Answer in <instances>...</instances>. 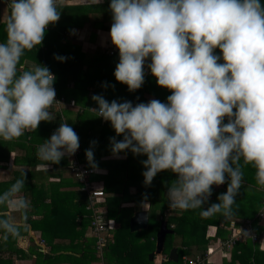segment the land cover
Wrapping results in <instances>:
<instances>
[{"label":"clouds","instance_id":"9594fccd","mask_svg":"<svg viewBox=\"0 0 264 264\" xmlns=\"http://www.w3.org/2000/svg\"><path fill=\"white\" fill-rule=\"evenodd\" d=\"M62 4L63 0H10L7 40L0 43V138L4 140L18 139L37 130L41 121L55 119L49 111L56 101L55 75L41 65L17 75V66L25 50L42 44L48 25L60 20ZM110 9V36L120 56L116 80L129 91L141 88L145 59L150 56L148 67L157 83L172 90L168 103L152 99L135 106L131 101L109 103L101 95L92 96L99 105L93 108L95 115L110 121L117 135L123 134L122 141L110 138L113 155L128 149L146 154L142 161L146 186L161 171L176 173L178 178L167 192L171 210L202 208L212 186L225 184L227 174V191L201 215H232L244 183L241 158L255 167L257 184L264 187V4L261 0H111ZM216 48L222 51L223 63L214 54ZM96 143L92 141L93 146ZM79 147V136L64 121L38 147L37 156L59 164ZM86 157L93 170L98 169L91 148ZM69 164L75 166L74 161ZM26 175L0 194V209L26 214L28 201L17 197ZM0 230L7 241L10 235H19L20 226L0 210Z\"/></svg>","mask_w":264,"mask_h":264},{"label":"trees","instance_id":"16d2710c","mask_svg":"<svg viewBox=\"0 0 264 264\" xmlns=\"http://www.w3.org/2000/svg\"><path fill=\"white\" fill-rule=\"evenodd\" d=\"M110 3L111 0H101L100 3H72V0H63V4L58 5V11H61L60 20L48 25L42 44L35 46L31 51L25 50L17 66V75L34 68L29 62L48 67L55 75L53 87L56 96L65 97L66 102L60 104L59 108L52 106L49 111L55 119L41 121L37 130L26 131L18 139L11 141L0 139V160L5 164L11 155L10 146H18L22 149L26 158L38 159L15 162L17 167L13 169L12 174L0 179V194H2L17 179L24 178L23 174L26 172L25 185L17 197L25 198L29 204L26 214L19 212L20 221L24 222L22 225L18 224L19 235L16 237L10 235L8 240L4 241L3 230H0V264H24L17 263L16 257L34 259L33 264H93L102 260L105 264H155V258L150 259V253L156 248L157 231L161 221L165 219L169 224H174V231L166 235L164 254H169L177 245L179 258L174 261L168 257L162 264H185L184 256H197L190 254L196 253L192 251V245L201 248L202 253L205 254L209 246L218 243L219 237L225 238L222 237L223 227L231 224L235 218L238 219L237 224H242L247 218H255L254 229L260 234L264 231V220L259 224L262 219L260 216L256 217L264 206V187L257 184L255 167L245 165L243 158L240 160V165L244 172V183L235 198L233 214L230 216L221 213L208 217L201 215L204 208L212 203H219L218 196L227 191L230 182L227 174L225 184L220 187L212 186V195L202 208L176 213V210L172 211L168 206L167 193H160L161 181L166 177L163 171L159 172L158 178L153 179L150 185L152 187L149 188L152 190L151 193L147 192L148 186L144 183V176L135 182L133 178H119L111 176L109 172L107 174L94 172L88 179L92 187L100 188L104 192L102 198L98 200L97 197L91 199L88 191L80 189L82 182L70 173V156L63 157L59 164L52 163V168L44 170L37 168V164L44 163L37 156L38 147L42 141L49 139L64 121L79 136L80 160L91 167L89 162H86V148H90V144L95 140L94 136L88 134V130L94 127L95 122L91 118L88 120V117L92 116L93 119L95 115L90 112L89 106L96 105L97 109L99 107L92 99L93 95H101L109 103L113 100L119 103L131 101L135 106L150 102L147 92L156 90L158 93L163 91L167 93L168 89L160 86L157 77L151 73L150 68L146 67H144V83L135 91H129L126 84L117 81L114 75L120 61L117 46L114 54L107 53L101 48L94 52L83 50L82 41L77 40L76 32L73 34L72 30L83 28L86 24H89V27L110 30L113 23ZM261 3L264 4V0H261ZM10 14L11 9L7 19L3 21L0 18V43H5L7 40L6 24ZM87 38L95 40V32L91 31ZM214 54L221 57L220 63L224 62L219 48L214 50ZM57 55L67 59L57 60L55 58ZM146 59L152 62L150 56ZM154 99L162 103L168 102L162 95H157ZM71 102L74 104L71 105ZM77 104L84 107L73 112L71 106ZM67 111L70 114L66 117ZM227 122L228 118L225 117L224 123ZM101 127L104 128V134L108 130L117 141L123 140V134L117 135L110 121H105ZM102 145L105 143L102 142ZM106 145H108L106 148L111 147V142ZM109 152L112 154L111 148ZM146 159L147 157L144 160ZM173 177L170 178L169 186L178 175L174 173ZM155 183L160 185V191L156 193L153 189V186H157ZM131 185L136 187L130 188ZM144 200L149 201L148 208H138V210L149 211L148 226L139 231H131L130 219L135 206L138 203L140 205ZM0 210L7 211V209ZM95 213L103 218L107 227L105 232L107 241L101 247L91 226ZM30 228L40 231L45 243L50 245L48 250H42L33 237L28 249L17 246L18 237L27 235ZM209 228L214 230L209 231ZM175 236L180 239L179 244L175 242ZM257 244L258 241L253 242L248 237L238 240L233 249V259H239V264L253 262L264 264V251ZM205 264L209 263L206 261Z\"/></svg>","mask_w":264,"mask_h":264},{"label":"crops","instance_id":"0c3cea01","mask_svg":"<svg viewBox=\"0 0 264 264\" xmlns=\"http://www.w3.org/2000/svg\"><path fill=\"white\" fill-rule=\"evenodd\" d=\"M88 3V2H94V0H75L72 1V3ZM10 0H0V18L1 20H5L8 17V14L10 12ZM89 25V24H88ZM87 24L83 27V28H79L76 29L75 32H79L80 36L78 35V39L82 41L83 44V50L85 51H90V52H94L95 50L101 48L102 50H105L106 48H110V47H116L111 40V36H110V30H102L100 28H93V27H89ZM93 31L95 32V40H90L89 38H87V35L90 34V32ZM81 37V38H80ZM86 44L88 45V47L86 46ZM27 63V62H26ZM29 64L32 67H36L37 65L35 63H30ZM167 92L172 93V90L168 89ZM146 94L149 97V100L151 101L152 99H154L157 95H162L164 97V100L167 102V95H165V91H163L162 93H158L156 92V90H152L149 92H147ZM90 103V102H89ZM168 103V102H167ZM76 106V107H75ZM72 106V110L75 109V111L77 112V110H81L84 106L80 105H75ZM89 106V105H88ZM75 107V108H74ZM87 107V105L85 106ZM80 108V109H79ZM93 108L97 109V106H89V110H91L90 112H92L95 115V112L93 111ZM91 118V120H94L93 122H99V125H96L93 128H90L88 130V134H91L92 136L95 137V140L97 143L95 144V146L91 145V149L94 152V160L98 165V169H96L98 171V174H107L109 172V174L112 176H117L119 178H123V177H129V178H133L135 182H138V179L141 178V176L143 177V172L145 171V166H142L143 163L142 161L147 157L146 154H141V155H136L134 153H132V151L130 149L122 151L119 153V156H114L113 153L111 154V152H109V149L111 147L106 148L107 143H110V138L112 137L111 134L109 133V131L107 130V132H105V134L103 133L104 128L101 127V125H104L105 120L102 117L99 116H92L88 117V120ZM103 119V120H101ZM54 133V132H53ZM1 139V138H0ZM102 142L105 143V145H102ZM45 143V141L41 142V145ZM105 146V147H104ZM9 148L11 151V155L8 157V160H6V164L7 166H5V162L0 160V179L1 178H7V176L11 175L13 169H15L17 166L15 165V162H21V161H36L38 160L37 158H26V156H24L22 149H20L18 146L13 147L10 146ZM90 148H86L90 149ZM107 153H106V152ZM126 152V155H125ZM41 160V159H40ZM42 161V160H41ZM44 163H40L37 164V168L39 169H47V168H52V162H47L46 161H42ZM86 162H88L87 158H86ZM5 164V165H4ZM162 172V171H161ZM165 174V178L168 180V183L166 185V179L164 178V180H162L161 182V186L158 184V190L155 189L154 193L159 192L161 187V191L160 193H167L168 192V188L170 187V178H174V172H172L171 170H164L163 171ZM70 173H72L70 171ZM73 174V173H72ZM74 175V174H73ZM159 173L155 176L156 178H158ZM75 176V175H74ZM73 176V177H74ZM154 177V178H155ZM155 178V179H156ZM75 179H77V177L75 176ZM139 185V184H136ZM140 186V185H139ZM222 185H219L217 187H220ZM135 188V185H131L130 188ZM133 188V189H134ZM145 188V187H144ZM81 189V188H80ZM148 193H151L152 190L148 189L147 190ZM147 195V193H146ZM148 200H144L140 205L139 203L135 206V210L133 211V215L134 213L138 210V208H142V209H146L148 208ZM175 211V210H172ZM7 212L9 213V215L11 216L12 220L17 223V224H24V222L20 221V215L19 212L15 211L14 209H7ZM180 212V210H176V213ZM132 215V216H133ZM264 220V217L262 218L261 221H259V224H261ZM237 224L236 222H238V219L235 218L232 220L231 224H228L229 226H231L233 224ZM222 224V223H221ZM233 224V225H234ZM239 225V224H237ZM253 226L255 227V222L253 224ZM30 227V226H29ZM224 228V232L222 237L224 236L225 238L229 237L232 230L231 227H223ZM214 230L209 228V231ZM29 233L31 234V237L34 238L35 242L41 247V249L43 250H48L49 249V244L48 243H44V244H39L38 243V239H43L41 236V233L39 230H34V229H29ZM263 236H261L260 241H258L259 246H261L260 248L262 249V247H264V231H263ZM22 236L25 235H21L18 238H22ZM221 237H219L218 239H220ZM247 239V237H245ZM217 239V240H218ZM22 241H26V238L21 239ZM28 245L31 244V238H30V242H27ZM210 243V242H208ZM213 246H209V247H213V252H211V254L209 255V260L210 263L209 264H231L232 262H234L235 264H239V259H233L234 254H233V250H231L230 252H226L223 249H220L218 243H213ZM177 247V245L175 246ZM195 246H192V248H194ZM209 247L207 250H205V252H207L209 250ZM195 248L199 249L198 251L196 250V255L201 254L203 251L201 248H198V246H196ZM207 248V247H206ZM205 248V249H206ZM195 250V249H194ZM192 250V251H194ZM178 251V249H177ZM168 254V253H167ZM165 254V255H167ZM191 254H195V253H191ZM162 257H156L155 258V264H162L163 261H165V259H161ZM16 259V258H15ZM23 261L28 260V262H22L24 264H33L34 263V259H22ZM19 263V262H17ZM21 263V262H20Z\"/></svg>","mask_w":264,"mask_h":264},{"label":"built area","instance_id":"2783aa9c","mask_svg":"<svg viewBox=\"0 0 264 264\" xmlns=\"http://www.w3.org/2000/svg\"><path fill=\"white\" fill-rule=\"evenodd\" d=\"M105 51L107 53L114 54L116 52V47L106 48ZM149 64L150 62L147 59H145L144 67L149 69L148 67ZM65 102H66L65 97L56 96V101L54 102L53 106L59 108L60 104H64ZM70 104L73 105L74 102H71ZM80 152L81 150L78 149L77 152L74 155L70 156L69 158L71 161L75 162V166H70L71 172L79 179L80 182H82L81 189L88 191L91 195V199L97 197V199L100 200L102 198V195L104 194L103 190L100 188L92 187V184L88 179L89 176L94 172H97V170H93L92 167H88L84 162L80 160L79 158ZM262 213H264V206L262 209L259 210L256 217L260 216L262 219L264 217V214ZM254 219L255 218H247L244 220V222H242V224L239 225L234 224L235 221H233L234 225L233 224L231 226L225 225V227H231L232 232L229 237L219 239L218 245L220 249H223L226 252H230L231 250L234 249L235 243L240 239H244L245 237L250 238L253 242L260 241V238L263 235L258 233L254 229L253 226L255 222ZM91 226H93V234H95L98 237L100 247L103 246L107 241L106 240L107 238L105 237V232L107 231V227L103 222V218L100 215H96L95 213ZM169 227L173 228L174 224H170ZM38 243L42 245L45 243V241L44 239H40V240L38 239ZM213 250H214L213 247H209V250L205 254L203 253L198 254L195 257L184 256V259L186 260L185 264H205L206 261L210 263L209 255L211 254V252H213ZM161 257L164 259L168 258L167 255H162ZM252 264L255 263L253 262Z\"/></svg>","mask_w":264,"mask_h":264},{"label":"water","instance_id":"95a60500","mask_svg":"<svg viewBox=\"0 0 264 264\" xmlns=\"http://www.w3.org/2000/svg\"><path fill=\"white\" fill-rule=\"evenodd\" d=\"M150 213L148 210H138L130 219V229L131 231H139L148 226ZM174 230L168 226L167 220H162L160 228L157 231L156 237V248L150 253V259H153L155 255L163 254L165 239L168 233H172ZM169 258L171 260L177 261L179 254L177 247H173L169 253Z\"/></svg>","mask_w":264,"mask_h":264},{"label":"rangeland","instance_id":"374dc122","mask_svg":"<svg viewBox=\"0 0 264 264\" xmlns=\"http://www.w3.org/2000/svg\"><path fill=\"white\" fill-rule=\"evenodd\" d=\"M72 1H75V0H72ZM78 35L80 36V34H79V32H77L76 33V36H77V38H78ZM81 38V37H80ZM86 46L88 47V45L86 44ZM172 93H170V92H165V95H171ZM72 107V106H71ZM73 108V107H72ZM73 112H76L75 111V109H73ZM67 114H70V112L69 111H67V113L65 114V116L67 117ZM69 116V115H68ZM101 120H103V119H101ZM100 123L99 122H96L95 121V123L93 124V126L95 127L96 125H99ZM143 166V165H142ZM9 176V175H8ZM7 176V177H8ZM166 181V185H167V183H168V180L166 179L165 180ZM156 184V183H155ZM153 185V184H152ZM156 185H158V183L156 184ZM215 186H217V185H215ZM152 186H148L147 187V189H149V188H151ZM153 189H158V186H153ZM148 195V194H147ZM157 213H154V215H156ZM151 216H153V214H151ZM170 233H168L167 235H169ZM176 237V236H175ZM23 238H26V241L24 242V241H22L21 239H23ZM30 238H31V234L30 233H28L27 235H25V236H22V238H18V240H17V246H19V247H21V248H24V249H28L29 248V245H28V243L27 242H30ZM169 238V237H168ZM172 241V240H171ZM175 242L176 243H180V239L178 238V237H176V239H175ZM171 244V243H170ZM192 246H194V245H192ZM195 247H196V245H195ZM192 248L193 250H194V252L197 250H199V249H197V248ZM167 252H168V250H167ZM191 254V253H190ZM162 255H165L164 253L162 254ZM162 255H155L154 256V258H156V257H161ZM192 255H196V253L195 254H192ZM16 261L17 262H28V260H26V261H23L22 259H18L17 257H16ZM93 264H105V262H104V260H102L101 262L99 261V262H94Z\"/></svg>","mask_w":264,"mask_h":264}]
</instances>
